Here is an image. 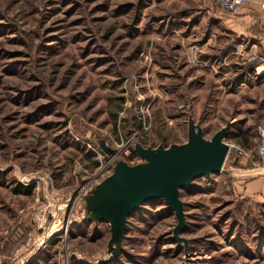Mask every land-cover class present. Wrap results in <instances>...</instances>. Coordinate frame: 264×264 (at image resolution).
Segmentation results:
<instances>
[{
    "label": "rangeland",
    "instance_id": "rangeland-1",
    "mask_svg": "<svg viewBox=\"0 0 264 264\" xmlns=\"http://www.w3.org/2000/svg\"><path fill=\"white\" fill-rule=\"evenodd\" d=\"M210 1L0 0L4 264H264V202L237 184L264 160L242 164L235 147L220 173L180 190L186 242L161 198L131 213L113 259L111 225L86 215L117 161L142 162L137 143L188 141L192 118L207 139L232 121L226 142L256 148L264 50L214 26Z\"/></svg>",
    "mask_w": 264,
    "mask_h": 264
},
{
    "label": "water",
    "instance_id": "water-1",
    "mask_svg": "<svg viewBox=\"0 0 264 264\" xmlns=\"http://www.w3.org/2000/svg\"><path fill=\"white\" fill-rule=\"evenodd\" d=\"M232 125V121L227 122L211 139H207L202 126L192 118L188 141L184 143L155 148L137 143L135 151L143 161L137 164L117 161L113 173L86 195L88 220L104 221L111 225V259L117 255L112 244L116 243L121 248L131 213L144 203L159 198L175 212L178 219L174 237L186 242L185 238L179 236L187 221L180 190L192 185L199 177L222 171L230 151L226 136ZM100 144L107 153H114L104 141ZM78 196L79 192L71 193L63 206H70ZM108 261L103 260L102 263Z\"/></svg>",
    "mask_w": 264,
    "mask_h": 264
},
{
    "label": "crops",
    "instance_id": "crops-1",
    "mask_svg": "<svg viewBox=\"0 0 264 264\" xmlns=\"http://www.w3.org/2000/svg\"><path fill=\"white\" fill-rule=\"evenodd\" d=\"M264 0H249L246 6L237 14H227L214 8V0L210 1L212 13L209 15L214 20V26H220L226 31H233L239 36L247 37L251 42L248 52H255L257 47L264 50ZM214 5V6H213ZM210 13V12H209ZM248 160L242 159L240 163L245 164ZM239 188L245 197L264 202V162L261 166L245 167L238 172ZM5 257L2 256L0 264H4Z\"/></svg>",
    "mask_w": 264,
    "mask_h": 264
},
{
    "label": "built area",
    "instance_id": "built-area-1",
    "mask_svg": "<svg viewBox=\"0 0 264 264\" xmlns=\"http://www.w3.org/2000/svg\"><path fill=\"white\" fill-rule=\"evenodd\" d=\"M248 1L249 0H214V3L216 7L224 13L237 14L246 6ZM262 7L264 8V3L262 4ZM257 136H258V143L254 150L247 149L241 145H233L228 143L230 150L232 147H235L236 149L234 159L242 158L249 161H255L256 159H259L263 161L264 160V124L258 125Z\"/></svg>",
    "mask_w": 264,
    "mask_h": 264
},
{
    "label": "trees",
    "instance_id": "trees-1",
    "mask_svg": "<svg viewBox=\"0 0 264 264\" xmlns=\"http://www.w3.org/2000/svg\"><path fill=\"white\" fill-rule=\"evenodd\" d=\"M16 192L29 194L32 192V186H23L22 184H19L18 188H16ZM26 264H39V263L37 260H34Z\"/></svg>",
    "mask_w": 264,
    "mask_h": 264
}]
</instances>
